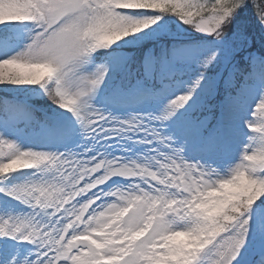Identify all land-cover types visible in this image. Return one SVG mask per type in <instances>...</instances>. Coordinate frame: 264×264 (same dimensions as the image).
<instances>
[{
    "label": "snow or ice",
    "instance_id": "snow-or-ice-1",
    "mask_svg": "<svg viewBox=\"0 0 264 264\" xmlns=\"http://www.w3.org/2000/svg\"><path fill=\"white\" fill-rule=\"evenodd\" d=\"M0 264H264V0H0Z\"/></svg>",
    "mask_w": 264,
    "mask_h": 264
}]
</instances>
